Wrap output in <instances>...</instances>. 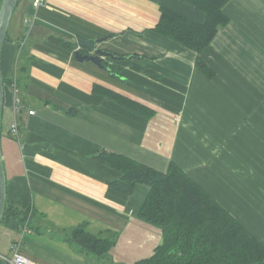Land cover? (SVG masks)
<instances>
[{
  "label": "crops",
  "instance_id": "crops-1",
  "mask_svg": "<svg viewBox=\"0 0 264 264\" xmlns=\"http://www.w3.org/2000/svg\"><path fill=\"white\" fill-rule=\"evenodd\" d=\"M31 2L20 0L2 45V76L14 82L4 84L0 147L5 203L33 214L26 231L19 218L1 220L0 264L13 243L30 264H101L59 232L81 225L117 233L115 264L154 253L162 231L137 216L149 186L110 188L106 179L121 174L95 158L102 151L160 172L178 165L264 243V0L224 4L229 22L200 53L211 77L196 68V52L152 30L161 6L203 22L188 2ZM102 36L100 46L121 56L106 58L110 70L73 58L78 38ZM15 90L18 138L9 133Z\"/></svg>",
  "mask_w": 264,
  "mask_h": 264
},
{
  "label": "trees",
  "instance_id": "trees-1",
  "mask_svg": "<svg viewBox=\"0 0 264 264\" xmlns=\"http://www.w3.org/2000/svg\"><path fill=\"white\" fill-rule=\"evenodd\" d=\"M183 1L200 11L204 21L196 22L161 6L152 30L196 52V68L211 77L213 70L200 53L211 43L218 28L229 22L223 10L228 0ZM61 43L73 48L69 42ZM25 68L23 62L20 70ZM2 78L4 84L14 82L12 78ZM105 93L127 108L140 107L117 93L108 90ZM95 158L121 174L115 180L106 179L115 191L128 195L137 183L149 186L137 216L161 229L162 242L150 257L134 264H264V243L178 165L171 163L166 172H160L120 154L102 151ZM32 214L5 203L2 219L12 216L27 221L29 226ZM59 232L76 253L101 264H115L109 250L116 243L117 233L91 235L83 225Z\"/></svg>",
  "mask_w": 264,
  "mask_h": 264
},
{
  "label": "water",
  "instance_id": "water-1",
  "mask_svg": "<svg viewBox=\"0 0 264 264\" xmlns=\"http://www.w3.org/2000/svg\"><path fill=\"white\" fill-rule=\"evenodd\" d=\"M18 0H1L0 3V59L2 45L5 40L8 25L12 14L17 6ZM108 36H102L98 38H78L76 40V48L73 50V58L78 62L90 61L96 66L105 70H110V66L106 62V58L119 59L121 56L114 52L101 47V43L107 41ZM4 101V83L1 72L0 63V140H1V117ZM6 202V182L3 171L2 159H1V147H0V222L2 220L4 207Z\"/></svg>",
  "mask_w": 264,
  "mask_h": 264
},
{
  "label": "built area",
  "instance_id": "built-area-1",
  "mask_svg": "<svg viewBox=\"0 0 264 264\" xmlns=\"http://www.w3.org/2000/svg\"><path fill=\"white\" fill-rule=\"evenodd\" d=\"M44 3V0H32L31 5L34 9H37L40 5ZM30 21V19L28 20ZM16 94L14 96L13 100V105L12 109L14 112V121L10 124L9 127V133L14 137L18 138L20 131H19V122H18V114L21 110V99L17 95V90H15ZM33 111H28L29 114H32ZM23 231L27 230V221H24L23 225ZM19 244L18 243H13L10 246V256L9 257H3V260L5 261L6 264H30L29 258L24 256L23 254L20 253L19 251Z\"/></svg>",
  "mask_w": 264,
  "mask_h": 264
},
{
  "label": "rangeland",
  "instance_id": "rangeland-1",
  "mask_svg": "<svg viewBox=\"0 0 264 264\" xmlns=\"http://www.w3.org/2000/svg\"><path fill=\"white\" fill-rule=\"evenodd\" d=\"M0 3H1V0H0Z\"/></svg>",
  "mask_w": 264,
  "mask_h": 264
}]
</instances>
